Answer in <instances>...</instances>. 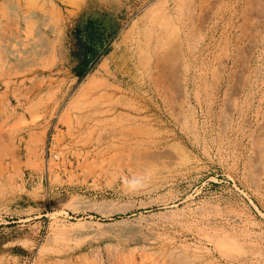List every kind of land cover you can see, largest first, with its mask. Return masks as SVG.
<instances>
[{
	"label": "rangeland",
	"instance_id": "1",
	"mask_svg": "<svg viewBox=\"0 0 264 264\" xmlns=\"http://www.w3.org/2000/svg\"><path fill=\"white\" fill-rule=\"evenodd\" d=\"M52 1L117 61L78 86L68 185L0 194V264H264V0Z\"/></svg>",
	"mask_w": 264,
	"mask_h": 264
},
{
	"label": "crops",
	"instance_id": "2",
	"mask_svg": "<svg viewBox=\"0 0 264 264\" xmlns=\"http://www.w3.org/2000/svg\"><path fill=\"white\" fill-rule=\"evenodd\" d=\"M79 4L64 9L37 0L28 11L0 4V194L24 193L33 201L74 175L72 132L94 93L78 88L85 80L73 53ZM112 61L98 63L86 78L112 75Z\"/></svg>",
	"mask_w": 264,
	"mask_h": 264
},
{
	"label": "trees",
	"instance_id": "3",
	"mask_svg": "<svg viewBox=\"0 0 264 264\" xmlns=\"http://www.w3.org/2000/svg\"><path fill=\"white\" fill-rule=\"evenodd\" d=\"M117 35V26L100 15L86 13L74 29V56L78 59L76 74L84 78L99 63L101 56L110 52Z\"/></svg>",
	"mask_w": 264,
	"mask_h": 264
},
{
	"label": "bare ground",
	"instance_id": "4",
	"mask_svg": "<svg viewBox=\"0 0 264 264\" xmlns=\"http://www.w3.org/2000/svg\"><path fill=\"white\" fill-rule=\"evenodd\" d=\"M203 5H204V4H203ZM159 8H160V7H159ZM162 11H163V10H162ZM156 13H157V12H156ZM156 13H155V14H156ZM165 20H168V19H165ZM170 20H172V18H171ZM244 21H245V20H244ZM167 22H168V21H167ZM167 22H165L166 25H167ZM166 27H169V26H166ZM170 28H173V27H170ZM161 29H162V28H161ZM245 29H246V28H245ZM171 30H172V29H171ZM166 31H167V30H166ZM169 31H170V30H169ZM169 31H168V32H169ZM174 31H175V30H174ZM169 33H170V32H169ZM169 36H170V35H169ZM175 37H176V36H175ZM168 39H169V38H168ZM171 40H172V37H171ZM171 40H169V41H171ZM161 41H162V40H161ZM163 42H164V41H163ZM165 42H166V40H165ZM170 43H171V42H170ZM171 45H172V44H171ZM165 46H167V45H165ZM242 47H243V46H242ZM242 47H241V48H242ZM168 53H169V52H168ZM170 53H171V52H170ZM170 57H171V56H170ZM161 58H163V57H161ZM164 58H165V57H164ZM161 60H163V59H161ZM164 60H165V59H164ZM165 63H166V62H165Z\"/></svg>",
	"mask_w": 264,
	"mask_h": 264
}]
</instances>
